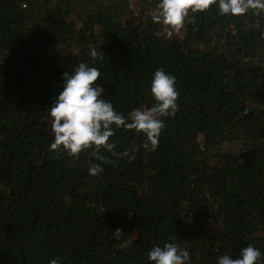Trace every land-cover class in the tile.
<instances>
[{
  "label": "trees",
  "instance_id": "16d2710c",
  "mask_svg": "<svg viewBox=\"0 0 264 264\" xmlns=\"http://www.w3.org/2000/svg\"><path fill=\"white\" fill-rule=\"evenodd\" d=\"M157 2L0 0V264H149L166 242L190 264L264 253V18L210 7L169 34L151 21ZM80 62L126 116L154 103L156 69L177 77L155 151L116 129V155L101 149L108 162L90 176L91 149H50L48 109Z\"/></svg>",
  "mask_w": 264,
  "mask_h": 264
},
{
  "label": "clouds",
  "instance_id": "9594fccd",
  "mask_svg": "<svg viewBox=\"0 0 264 264\" xmlns=\"http://www.w3.org/2000/svg\"><path fill=\"white\" fill-rule=\"evenodd\" d=\"M214 7L218 16H243L251 13L264 18V0H158L150 13L154 24L168 27L169 34L179 32L186 24L195 23L191 14L204 12ZM261 24L257 22L255 28ZM264 39V31L260 32ZM92 58H98L95 48L89 50ZM100 68L80 62L71 72L62 74V89L48 109L50 132L53 142L50 149L77 158L79 154L91 149V154L100 163L89 161L88 174L96 176L104 171L103 163L108 162L101 149L116 155L115 142L110 141L116 129L134 130L143 137L142 148L155 151L159 138L165 128V117L178 111L177 77L158 68L152 73L150 94L154 103L134 108L127 116L116 111L111 100L103 96L104 88L98 83ZM136 148L125 150L119 155L134 159ZM149 264H190L189 251L175 242L157 244L147 252ZM48 264H62L60 257L51 258ZM216 264H264V253L253 244L240 249L235 258L230 254L217 257Z\"/></svg>",
  "mask_w": 264,
  "mask_h": 264
},
{
  "label": "rangeland",
  "instance_id": "374dc122",
  "mask_svg": "<svg viewBox=\"0 0 264 264\" xmlns=\"http://www.w3.org/2000/svg\"><path fill=\"white\" fill-rule=\"evenodd\" d=\"M130 7H132V4H131V6Z\"/></svg>",
  "mask_w": 264,
  "mask_h": 264
}]
</instances>
